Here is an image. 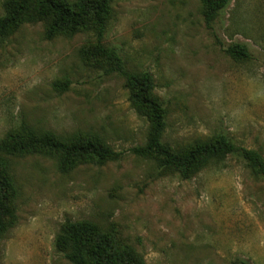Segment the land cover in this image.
Here are the masks:
<instances>
[{
  "label": "rangeland",
  "instance_id": "374dc122",
  "mask_svg": "<svg viewBox=\"0 0 264 264\" xmlns=\"http://www.w3.org/2000/svg\"><path fill=\"white\" fill-rule=\"evenodd\" d=\"M10 1L0 0V17ZM236 43L249 59L226 53ZM103 45L128 72L151 73L165 145L182 150L223 134L264 157V0H232L211 27L203 0H114ZM24 126L94 136L121 155L103 165L70 157L75 167L60 168V156L0 151L15 217L0 264H72L70 223L93 225L143 264H264L262 176L233 155L185 178L132 154L150 123L91 25L48 38L45 23L24 22L0 39V146Z\"/></svg>",
  "mask_w": 264,
  "mask_h": 264
},
{
  "label": "trees",
  "instance_id": "16d2710c",
  "mask_svg": "<svg viewBox=\"0 0 264 264\" xmlns=\"http://www.w3.org/2000/svg\"><path fill=\"white\" fill-rule=\"evenodd\" d=\"M114 0H11L6 13L0 17V39L7 38L24 22L42 21L46 24L48 38L55 37L67 29L76 32L83 25H91L97 38L98 52L107 59L125 79L129 91V102L135 112L150 123L148 141L144 146L135 147L132 154L158 162L164 172L174 171L183 177L207 167L212 161L223 160L228 156H237L245 161L264 179V157L255 150L237 146L223 134L215 135L206 141H199L185 149L174 150L163 142L167 127L166 110L163 103L154 94V81L150 72H128L120 56L103 45L111 16ZM232 0H203L204 16L208 26H212L217 17L225 11ZM235 59H249L251 56L246 45L231 44L225 49ZM7 156L41 152L60 156L59 167H75L68 158L87 159L97 164L116 160L120 153L115 152L97 137L79 136L62 139L51 132H38L24 126L9 140L0 146ZM14 190L8 172V165L0 163V239L6 229L12 225L15 217L10 206ZM67 225L66 258L72 264H143L130 248L117 250L110 238L93 231V225ZM94 234V235H93ZM126 252V253H125Z\"/></svg>",
  "mask_w": 264,
  "mask_h": 264
}]
</instances>
